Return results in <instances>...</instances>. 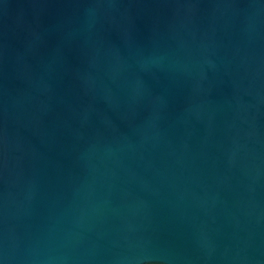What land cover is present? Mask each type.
I'll return each mask as SVG.
<instances>
[{
	"label": "water",
	"instance_id": "obj_1",
	"mask_svg": "<svg viewBox=\"0 0 264 264\" xmlns=\"http://www.w3.org/2000/svg\"><path fill=\"white\" fill-rule=\"evenodd\" d=\"M0 264H264V0H0Z\"/></svg>",
	"mask_w": 264,
	"mask_h": 264
}]
</instances>
